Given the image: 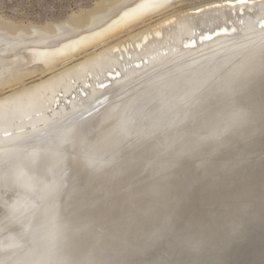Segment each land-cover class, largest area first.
<instances>
[{
	"label": "bare ground",
	"instance_id": "bare-ground-1",
	"mask_svg": "<svg viewBox=\"0 0 264 264\" xmlns=\"http://www.w3.org/2000/svg\"><path fill=\"white\" fill-rule=\"evenodd\" d=\"M224 1L228 0H116L113 4L110 2L112 5L109 4L108 8L106 4L107 9L102 12L100 10L103 5L100 9L97 7L100 11L99 13L97 9L98 14L95 7L96 16L92 15L95 13L84 15L81 19L83 14L77 16L80 20L76 18L78 21L76 20L75 25L74 17L71 19V28V24H65L68 26L66 30H63V25L61 28L54 26L44 30L36 27L31 31L1 28L0 168L1 162L11 156L15 159L16 154V161L21 157V160H26H22L23 163L29 162L27 158L33 153H25V145V154L17 152L15 147L28 137L40 133L46 125H53L63 114L76 111L78 106L84 104V99L90 102V107L94 103L99 106L114 104L118 102L116 99L119 88L124 89L134 84L138 78L145 76L143 74L162 66L167 59L175 64L183 57L204 52L197 59L204 64L221 52L224 55L231 50L229 54L244 50L246 53L248 49L250 51L254 48L264 49V28L260 27L264 23V0H254L252 4L241 3L234 7L223 4ZM216 4L224 5L223 9L214 7ZM198 9L200 11L197 12ZM193 11L196 12L192 13ZM220 28L210 40L199 38L204 32ZM246 54L235 64L239 74L238 78L233 79L232 88L234 91L239 89L262 95L264 52L247 57ZM186 66L188 65L184 63L181 67ZM228 73L229 71L223 72L222 75ZM160 74L158 72L156 75ZM154 78L145 79L142 83L147 84ZM72 81L76 82L73 84ZM237 82L239 83L236 84ZM106 86L109 87L103 90ZM132 89L135 87L130 90ZM222 96L223 93L217 94L206 101L211 106L209 116L208 110L206 111L207 120L214 119L220 112V109L215 108V102H220ZM123 107L124 105L120 108ZM262 107L264 104L257 109L260 114L264 111V108L260 110ZM249 113L248 109L244 110V119L240 121L234 118L236 112L232 113V117L229 114L222 115L219 127L240 123ZM252 120H257L255 115ZM185 136L172 146L144 145L146 147L135 148L131 151L132 156L128 162L125 161L112 172L96 173L84 165L82 173L87 186L82 198L79 221L71 229L67 239L66 256L69 264H109L107 259L122 256L124 252L129 255L138 252L139 249L135 246L138 241L147 238L152 230L150 222L155 210L165 200H170L175 193L182 191L190 175L197 179L208 176L210 171L203 170V167L207 166V157L213 149L204 144L211 143L210 136L194 134L192 130ZM19 150H22L21 147ZM20 162L18 166L23 164ZM20 166L24 167L25 164ZM20 168L21 171L15 176L20 177L28 170L27 166L26 169L24 167L25 170ZM35 177L37 178L36 175ZM21 181L18 185L28 188L24 184L27 181ZM29 190L28 188L25 194L30 195ZM35 193L37 196L38 193ZM27 195L22 198H28ZM30 197L29 202L24 199L25 202L22 203H29L31 208L34 205L31 204V199L36 198ZM27 205L23 207L21 204L23 208L20 210V206L16 208L20 215L14 207L12 212L15 213H8L3 224L10 223L16 217L15 214L21 217L23 214L25 219ZM28 211L27 214L30 213ZM14 220L15 229L18 224H23V231L16 229L22 235L18 237V234V238H15V233L9 240H2L0 237V252L10 253L7 250L15 248L31 225L24 220ZM13 238L16 240H12Z\"/></svg>",
	"mask_w": 264,
	"mask_h": 264
},
{
	"label": "water",
	"instance_id": "water-1",
	"mask_svg": "<svg viewBox=\"0 0 264 264\" xmlns=\"http://www.w3.org/2000/svg\"><path fill=\"white\" fill-rule=\"evenodd\" d=\"M253 1L228 0L223 4H252ZM220 30L204 32L199 38ZM229 52L232 50L212 56L204 64L197 60L204 55L201 52L194 54L198 57L186 62V67H181L184 63H172L165 69L157 67L138 78L143 82L161 72L151 82H135L132 87L119 88L118 102L103 106L94 103L90 107V102L84 99L76 111L63 114L76 113L78 118L63 143L67 148L64 151L67 173H70L64 201L62 205L55 201L50 209L53 224L43 253L27 257L21 264H69L67 239L79 221L87 186L82 173L84 165L92 172H112L128 162L135 148L172 146L191 130L211 138L210 144H204L213 149L207 157V166L203 167L210 171L208 176L197 179L190 175L184 189L155 210L150 222L152 230L135 246L138 252L132 255L124 252L122 256L107 259L108 263L264 264V111L257 112L264 104V92L261 95L232 88V81L239 74L235 64L246 53V57L259 55L264 49ZM227 71V75H222ZM222 93L220 102H215L221 115L218 113L214 119L207 120L205 115L208 112L209 116L211 106L206 101ZM144 96L149 101L163 102V109L170 108V114L164 122L134 132L124 116L132 101ZM247 109L250 113L244 121L219 127L220 116L232 117V113H244ZM254 115L257 120H252ZM59 192L56 190L51 199L57 200ZM60 214L62 218L56 220Z\"/></svg>",
	"mask_w": 264,
	"mask_h": 264
},
{
	"label": "rangeland",
	"instance_id": "rangeland-1",
	"mask_svg": "<svg viewBox=\"0 0 264 264\" xmlns=\"http://www.w3.org/2000/svg\"><path fill=\"white\" fill-rule=\"evenodd\" d=\"M103 1H105V3ZM115 1L116 0H0V20H1L0 29L5 28L10 31H14V30L15 31H18V30L31 31L32 29H37V28L38 30L39 29L41 30L42 29L43 30L52 29L54 28V26L55 27L60 26L61 28V26L63 25L62 27L63 30H66L68 28V26L65 25L66 23L67 25H69L74 21L73 22L74 24L76 20L79 19L78 17L81 16L82 14L83 15L80 17V19L87 16V14L89 15L91 13H95L92 15L96 16L98 14L97 7H99L100 9L101 8L100 6L103 5L102 6L103 9L100 10L102 12V10H105L106 7L108 8L109 4L111 6ZM95 7H96L97 14L94 11ZM71 19H73V21ZM73 24L69 25V28H71L70 26H72ZM197 57H198L197 55H194L193 57H190V58L183 57L177 63L179 64V63L192 62L189 60H193L194 58H197ZM168 60L169 59H167L164 62L165 65L163 64L160 67L165 69V67L172 64L170 63L171 61L168 62ZM140 82L142 81L138 80L136 83H140ZM129 87H132V85ZM80 113H83V112L81 111L79 112V114ZM169 114H170V108H168L167 110H164L163 102L159 100L149 101L148 98L144 96V98H138V99L135 98L132 101L130 108L127 110L124 116V120L129 125L131 131L137 132L138 130L142 128H146L148 126H152L153 124L157 125V124L164 122V120H166L169 117ZM75 115L76 113L62 116L59 118L58 121L56 120L54 123H52L53 125L51 126L46 125L45 127H43L40 133L30 136L27 139L21 141L18 146L21 147L22 150H19L18 146L15 147V150L17 149V152L19 151L23 152V150L27 147V150H24V152L33 153L28 156L29 159L27 158L29 162H26L27 164L29 163L28 165L29 167L31 166L30 168H28V165H26V163H23L26 160L22 159L24 160L22 162V160L20 159L21 157H18V161L20 160L21 162L20 161L19 162L23 163L20 165L24 166L25 164L24 167L26 169V166H27L28 168L27 171H29V173H27V171H24V173H22L20 177L19 175L15 176L16 174H18L19 171H21L19 170L21 166L20 165L18 166L19 162L16 161L17 154L16 156L13 154L15 156V159L13 156H11L9 159H6L4 162H1V165H2V168H0L1 169L0 170V225H1L0 226V237L1 239L4 240L5 238H8L9 240L15 235V233H17V230H18L17 228H19L20 231L22 230L23 224L21 225L20 222H19L20 224H18L16 227L17 230L15 229L13 224H15L16 226V223H15L16 221L14 220V218L17 219V222L20 220L21 221L24 220L25 223L29 222V225L31 223V225L28 227L29 229L27 228V232L25 234L26 236L21 237L20 238L21 241L18 240V243L17 245H15V248L12 247L13 250L10 248L9 250H7V251H11L10 253L9 252L6 253L5 251H1L2 253L0 252V255L2 254L5 255V256L3 255L2 257L0 256V263L2 264H21L22 260L26 259L27 257L33 256L35 254L38 255L40 253H43L42 250L46 248V242L48 241V232L50 230V227H52V224H53L52 219H51L50 209L53 207L55 201H57L60 205H62L64 201L63 193L68 183V178H70V173H67L68 171H67V167L65 163L66 159L64 156L65 154L64 151L66 152L67 148L63 146V143L67 137V134L71 128L72 123L76 119H78L76 118ZM33 149H36V150H33ZM24 167H21L20 169L25 170ZM23 174H27L29 176L23 175ZM33 174L34 176H31ZM35 175L37 176V178L35 177ZM28 177L31 179V182H29L30 179ZM25 180L27 181V183L25 182ZM19 181L23 183L25 182L24 184L30 190L32 189L31 191L29 190V193L33 192L32 193L33 195L31 193L30 195L25 194L26 193L25 191L28 190V188L18 185ZM37 181H39L38 182L39 184L37 183ZM28 182L29 184L31 183L30 186ZM56 190H59V191L61 190V191L59 192L60 194L58 193V196H56L58 197L57 200H55V197H54V202H53V199L51 198ZM35 191L38 193L37 196L35 195L36 194ZM26 195L28 198H24L25 201L28 199V202H29L30 201L29 197L31 195L32 197L30 198L37 199V200L31 199V201L34 202V203L31 202V204H34V205H31L32 206L31 208L29 206L30 205L29 203H27L28 205L25 203H22L24 201L22 197H26ZM34 195L35 197H33ZM21 204L23 205V207L24 206L26 207L27 205L28 210L30 209V211L26 209L28 212H30L29 214H27V211L25 210L26 213L24 215L28 217V219L25 217L26 220L24 219L23 214H21L22 217L18 216L20 215L18 211L20 210V208L21 209L23 208L22 206H20ZM14 207H15V211H17L16 213H19L18 215L15 214L16 217H20L21 219L19 220L18 218L14 216L13 220L10 223H8L9 225L7 223L3 224L5 216L8 213H11L12 211H14L13 210ZM18 207H19V210H16V208ZM31 210L33 211V213ZM12 213H15V212H12ZM61 218L62 217L60 214L56 218V220L57 219L59 220ZM13 229H15L16 231ZM13 231L14 233H12ZM8 235H11V237H9ZM17 235L19 237L22 234L18 232L15 235V238L17 237ZM12 240H16V239L13 238ZM3 252H5L6 254Z\"/></svg>",
	"mask_w": 264,
	"mask_h": 264
},
{
	"label": "snow or ice",
	"instance_id": "snow-or-ice-1",
	"mask_svg": "<svg viewBox=\"0 0 264 264\" xmlns=\"http://www.w3.org/2000/svg\"><path fill=\"white\" fill-rule=\"evenodd\" d=\"M223 6H224V5H221V4H216V5H214V7H217V8H220V7H223ZM228 6H229V7H234V5H232V4H229ZM201 11H204V9H201ZM260 27H261V28H264V23H262V24L260 25ZM205 39L210 40V39H212V37H211V36H206ZM234 118H235L237 121L243 120V119H244V114H243V113H236Z\"/></svg>",
	"mask_w": 264,
	"mask_h": 264
}]
</instances>
